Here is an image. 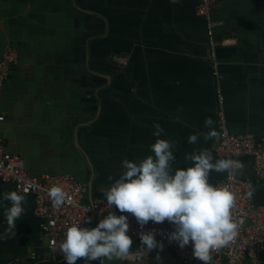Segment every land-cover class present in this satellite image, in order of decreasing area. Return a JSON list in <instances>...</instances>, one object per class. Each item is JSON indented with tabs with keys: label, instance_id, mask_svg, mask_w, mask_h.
<instances>
[{
	"label": "crops",
	"instance_id": "1",
	"mask_svg": "<svg viewBox=\"0 0 264 264\" xmlns=\"http://www.w3.org/2000/svg\"><path fill=\"white\" fill-rule=\"evenodd\" d=\"M211 19L222 23L213 30L217 73L193 0H0V59L8 45L17 53L0 89L4 149L19 155L31 176H70L87 188L89 201L104 199L101 189L110 186L109 176L119 178L122 161L151 155L158 138L175 142L183 167L191 166L184 156L202 148L213 162L225 159L218 140L187 143L208 131L207 117L219 132L218 92L229 131L264 143V0H219ZM154 123L164 129L160 137L152 135ZM232 159L245 164L239 179L256 187L254 201L264 205V181L253 175L252 159ZM223 177L213 172L209 182ZM5 191L15 189L0 181ZM26 197L15 237L0 239V264H66L48 248L34 198ZM141 247L136 242L130 251ZM143 264L183 263L152 250Z\"/></svg>",
	"mask_w": 264,
	"mask_h": 264
},
{
	"label": "clouds",
	"instance_id": "2",
	"mask_svg": "<svg viewBox=\"0 0 264 264\" xmlns=\"http://www.w3.org/2000/svg\"><path fill=\"white\" fill-rule=\"evenodd\" d=\"M213 124V119L207 117L204 127L208 131L189 135L187 143L195 145L200 137L206 142L218 140L221 133L215 130ZM153 128L152 135L155 137L164 132L159 123H154ZM223 134H227V129ZM174 147L175 142L158 138L149 145L151 155L138 162L124 159L121 164L124 171L119 178L113 180L109 176L108 180L112 181L110 186L101 189L106 200L105 209L111 210L114 206L120 213H130L141 228L149 221L169 222L175 230L168 240L177 242L180 248L191 242L193 257L201 264H211L212 253L235 240L239 224L233 217L237 205L235 193L227 185H213L209 177L213 172L223 173L228 180L235 182L244 175L245 164L231 158L213 162L212 152L202 148L186 154L184 162L191 163V166L183 167L176 160ZM256 191V187L250 184L246 196L251 199ZM48 195L55 208L69 202L59 186L51 187ZM26 204V195L17 191L0 194V207L4 209L6 221L0 239L15 237L16 222L24 215ZM96 204L94 202L92 207ZM83 220L91 223V218L86 215ZM80 222L68 226L58 247L54 248L66 264H76L78 260H83V264L92 261L112 264L130 259L143 264L144 255L163 248L154 233L149 231L139 234L143 247L131 252L132 240L127 235L128 216L123 214L108 211L93 228L81 227Z\"/></svg>",
	"mask_w": 264,
	"mask_h": 264
},
{
	"label": "built area",
	"instance_id": "3",
	"mask_svg": "<svg viewBox=\"0 0 264 264\" xmlns=\"http://www.w3.org/2000/svg\"><path fill=\"white\" fill-rule=\"evenodd\" d=\"M196 2V14L205 22L206 35L209 44V55L213 61L215 73L218 66L216 60V43L213 38V30L222 25L219 21L211 19V11L216 7L219 0H193ZM227 40L224 43H232ZM17 53L14 47L8 45L0 59V89L9 76L10 66L16 61ZM218 102V128L221 133L218 139L217 152L224 158L247 156L252 159L253 175L264 181V143L257 141L250 134H232L226 122L224 113V97L221 92L217 94ZM4 116L0 114V121ZM227 134L224 135V130ZM0 181L11 184L15 191L34 198L36 217L40 220L42 235L48 240V248L53 253L54 248L61 242L66 228L72 224L79 223L81 227H87L84 215L91 218V223L96 224L103 219L108 211L116 215L128 216L129 229L127 235L132 240V245L141 243L139 234L152 231L155 239L163 245L153 251L159 253H172L183 264H201L192 255L191 242L184 248H180L175 241H169L168 236L174 231V226L169 222L155 223L149 221L143 228L127 213H120L113 208L105 209V199L86 200L87 188L76 182L67 175L44 174L42 176H31L26 170L25 161L17 154H12L4 149L0 138ZM254 185L247 180L237 179L235 182L223 179L217 184L227 185L236 195L237 205L233 210V217L239 224L238 235L235 240L212 253L211 264H243L248 260L253 264H261L264 260V205H258L254 196L249 199L246 196L249 185ZM53 186L61 187L66 193L65 203L59 208L52 206L48 191ZM98 201H100L98 203ZM97 204L92 207L93 203ZM89 209L85 213L86 209ZM103 210V211H102Z\"/></svg>",
	"mask_w": 264,
	"mask_h": 264
},
{
	"label": "rangeland",
	"instance_id": "4",
	"mask_svg": "<svg viewBox=\"0 0 264 264\" xmlns=\"http://www.w3.org/2000/svg\"><path fill=\"white\" fill-rule=\"evenodd\" d=\"M45 243H47V242H45Z\"/></svg>",
	"mask_w": 264,
	"mask_h": 264
}]
</instances>
